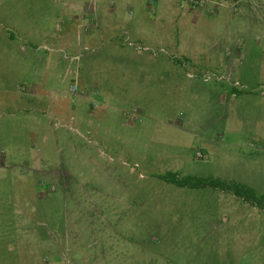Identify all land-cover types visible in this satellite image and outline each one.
I'll use <instances>...</instances> for the list:
<instances>
[{
    "label": "rangeland",
    "instance_id": "1",
    "mask_svg": "<svg viewBox=\"0 0 264 264\" xmlns=\"http://www.w3.org/2000/svg\"><path fill=\"white\" fill-rule=\"evenodd\" d=\"M232 2L0 0V264H264V0Z\"/></svg>",
    "mask_w": 264,
    "mask_h": 264
},
{
    "label": "trees",
    "instance_id": "2",
    "mask_svg": "<svg viewBox=\"0 0 264 264\" xmlns=\"http://www.w3.org/2000/svg\"><path fill=\"white\" fill-rule=\"evenodd\" d=\"M205 178H206V182H208L212 187H218L220 188V190H226L228 192H231L232 194L234 193L241 197L245 196L247 197L246 199L249 200L252 198L256 199V195L254 194L253 189L245 184L233 180H224L220 178L217 179H209L208 177ZM165 179L176 183L178 186L188 185L190 187H198L200 184H203L200 181L202 182L204 181V180H200L201 178H198V180H193L194 178H192L191 176L190 177L187 176L179 179V177H177L174 173L171 172L165 176Z\"/></svg>",
    "mask_w": 264,
    "mask_h": 264
},
{
    "label": "crops",
    "instance_id": "3",
    "mask_svg": "<svg viewBox=\"0 0 264 264\" xmlns=\"http://www.w3.org/2000/svg\"><path fill=\"white\" fill-rule=\"evenodd\" d=\"M238 1V2H237ZM244 2V0H235V2H232V4H234V3H238L239 5H240V3L242 4ZM234 7H235V5H234Z\"/></svg>",
    "mask_w": 264,
    "mask_h": 264
},
{
    "label": "built area",
    "instance_id": "4",
    "mask_svg": "<svg viewBox=\"0 0 264 264\" xmlns=\"http://www.w3.org/2000/svg\"><path fill=\"white\" fill-rule=\"evenodd\" d=\"M72 89H73V90H76V88H75V87H73Z\"/></svg>",
    "mask_w": 264,
    "mask_h": 264
}]
</instances>
